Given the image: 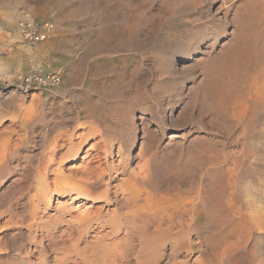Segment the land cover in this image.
Masks as SVG:
<instances>
[{"label": "rangeland", "instance_id": "obj_1", "mask_svg": "<svg viewBox=\"0 0 264 264\" xmlns=\"http://www.w3.org/2000/svg\"><path fill=\"white\" fill-rule=\"evenodd\" d=\"M21 20L49 21L52 33L26 42ZM32 72L60 81L21 88ZM263 79L264 0H0V264L52 263L66 248L98 264L84 243L135 176L197 215L185 232L174 215L182 237L152 240L155 264H264ZM91 126L77 156L57 163L55 137L78 142ZM96 140L94 189L106 197L54 192L57 171L77 178L69 167ZM83 212L97 219L75 252ZM153 221L140 223L135 250Z\"/></svg>", "mask_w": 264, "mask_h": 264}, {"label": "bare ground", "instance_id": "obj_2", "mask_svg": "<svg viewBox=\"0 0 264 264\" xmlns=\"http://www.w3.org/2000/svg\"><path fill=\"white\" fill-rule=\"evenodd\" d=\"M52 30H53V28H52ZM51 33H52V31L50 32L49 36L51 35ZM251 88L253 89V87H251ZM226 91H227V89H226ZM222 92L224 93V91H222ZM223 95H226V94H223ZM257 95H258V93H257ZM23 119H24V116H23ZM28 120H29V118H28ZM25 121H27L26 117H25ZM95 129L96 128H94V126L93 127L91 126L90 128L88 127L87 133L84 132L85 134H81L80 135L81 136L80 139H82V140L81 141L79 140L78 142L75 141V139H77L78 137H75L74 134H70L68 136V138L65 139V140L63 139V136H60L58 134L60 137L59 138H56L55 137V140L53 141V143L51 142L52 143V150H54V151L56 150V151H60L61 152L60 155L58 156L57 163H59L61 165V164H63V162L67 158H69V157L75 158L77 156V154L79 153L80 149H81V145L83 143V138H85V136L87 134L88 135L89 134L93 135V133L97 130V129L96 130ZM106 131H107V129H106ZM95 134H94V136H95ZM52 139H54V138H52ZM105 139H106V137H105ZM100 141H103V140L100 139ZM100 147H99V142L97 140L96 141H93L89 145L88 149H91L94 152L93 153H91V152L89 153L88 151L85 152V155L83 156V159L81 161V166L80 167L78 166V168L76 167L77 169H74V170H73V166H75V164L72 165V166H70V167L68 166L70 168L69 172L70 171L71 172L74 171L73 174L75 172L77 173V176H78V177L76 176L77 178L73 179L75 177L74 176L73 178L71 177L73 179V180L71 179V181H70V178L69 179L68 178L67 179L64 178L65 179L64 180V179H62L60 177V176H62L61 175V172L60 171L59 172L57 171V179L56 180L54 179L55 180V183H54L55 185H53V186H55L54 192L55 191H57V192L59 191V192L63 193L62 191H73V192L75 191L76 193L82 194V195H84L87 198L106 197V195H104L105 193H103V192L99 193V191H96L94 189L95 188L94 186L97 183L100 182V177L99 176H103L102 173H100V172H99L100 174L97 173L98 172L97 169H98L99 166L94 164V160L96 161L100 157L99 154L101 152L99 153V151H101V150L98 151V149ZM102 150H103V148H102ZM106 150L107 151L108 150L111 151V147L106 146ZM104 152H105V149H104ZM139 153H140V151H138L137 154L140 155ZM53 155L50 156V157L48 156V157H49L50 160L53 159L52 161L54 162ZM59 170H61V169H59ZM140 171H141V169H140ZM140 171L138 170V172H140ZM142 171H143V169H142ZM62 172H63V170H62ZM144 173L146 175L147 172H144ZM63 175L66 176L65 174H63ZM97 176L99 178H95ZM138 178H139L138 176H135L134 178L132 177L130 179H126V180L123 181L122 186H124V189H123L124 191H122V192H125L127 194V196H126L127 197L126 198L127 199V202H125V203L117 202L114 205V207L111 210V212L106 215V218L104 217L103 221L100 222L101 224L98 227H94L97 230L95 231V233L93 235H91V240L90 241H86V243H84L83 248H87L88 246H90V247H92L94 253H96L98 255V258H97V256L94 253H90V254L88 253L89 254L88 256H83V258L86 259L87 262H89V261H92V262L95 261V262H98V264L99 263L100 264L101 263L102 264H134L133 262L137 260V262L139 261L142 264H155V262L159 259L160 254L156 253L157 250L154 247V245L152 244V240H156V238H158V237L165 236V235H169V234H172V237H174L175 235L181 236V235H179L181 233L180 231H184L185 232L186 230H188L190 228V226H191V221L194 222L196 220L197 215H196L195 209L192 206L193 205L192 204L193 202H190L189 201V203H191V204H185L183 202L185 199H183V201L181 199L182 203H180V204H177V203L176 204H172V203L171 204H168L165 201V198H166L165 194H167V193H165V194L164 193H160V190L157 193L153 192L152 190H150V187H149L150 184L148 186L149 189L147 187L148 184L146 185L147 188H145L143 185L139 184V182H142V180H144V177L141 176V178H143V179L140 178V181L139 182H138ZM123 179H121V180H123ZM101 183H103V182H101ZM47 187H48V183H47ZM48 190H51V189L49 188ZM48 190L46 189V192L48 194L46 192L45 193L49 196L50 191H48ZM163 192H164V190H163ZM171 194H173V193H171ZM115 198H117V197L115 196ZM46 200H48V198ZM114 200H115V202L118 201L116 199H114ZM38 202H39V200H38ZM176 214H178L177 216L179 217V220H178L177 224L179 225V230L180 231L177 230V229H176L177 231H173L174 223L172 222V220L174 219V215L176 216ZM84 215H85V213H84ZM84 215L82 217L78 218L77 221H76V223L73 224V225H75V227L79 228V230H78L79 234H77V236L75 238L76 240L74 242L72 241L73 242L72 243V249H73L72 251H75V252H78L77 250H78L79 242H80V240H82V237H84L88 233V230L91 227L93 220L94 219H97V217H94V218L91 217L90 218V215L89 214L88 215H85V216ZM185 216H187V217H185ZM165 218H167V220L168 219L170 220V223L168 222V225H166L167 223H165ZM148 220H149V222H151L153 220H155V222H157V221L158 222L156 223L157 224L156 227L154 226V230L152 228L153 231L150 232V233H148V235L146 237V240L147 241L145 240L146 243L143 245V246L146 245V248L144 250L142 249L143 251L140 252V251L135 250V245H136L135 244V241L137 239V233L139 232L140 223H141V226H142V223L144 224V222H147ZM151 225H152V223H151ZM153 225H155V224H153ZM105 227L109 228V230H107V231H105L103 233V231L105 230ZM142 228L143 227H141L140 229L141 230H144L145 229V228L144 229H142ZM149 231H151V229ZM145 234H147V232ZM187 240H188V237H187ZM145 241H142V242H145ZM141 244L142 243L140 242V245ZM140 247H142V246H140ZM70 250L71 249L67 250V248H66V250H64V252H62L59 256H55L53 259H51L52 260V263H50V261H47V259H44V260H41V261L44 262L45 264H81L80 262H76V259H75L76 257L75 256H73L71 259L69 258V256H71V255H69L71 253ZM82 261L84 262V260H82Z\"/></svg>", "mask_w": 264, "mask_h": 264}, {"label": "built area", "instance_id": "obj_3", "mask_svg": "<svg viewBox=\"0 0 264 264\" xmlns=\"http://www.w3.org/2000/svg\"><path fill=\"white\" fill-rule=\"evenodd\" d=\"M18 33L22 40L29 43H36L48 38L52 31L53 25L49 21L35 23L33 21L21 20L18 23ZM60 81V74L57 72H50L42 74L40 72H32L21 75L19 77V86L23 89L33 88V86H51Z\"/></svg>", "mask_w": 264, "mask_h": 264}]
</instances>
